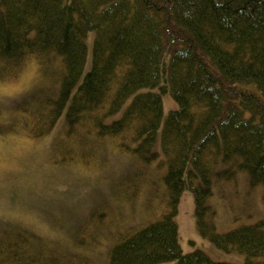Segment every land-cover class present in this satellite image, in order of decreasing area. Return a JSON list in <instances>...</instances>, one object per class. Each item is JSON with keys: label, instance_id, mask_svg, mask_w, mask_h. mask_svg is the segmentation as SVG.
Instances as JSON below:
<instances>
[{"label": "trees", "instance_id": "obj_1", "mask_svg": "<svg viewBox=\"0 0 264 264\" xmlns=\"http://www.w3.org/2000/svg\"><path fill=\"white\" fill-rule=\"evenodd\" d=\"M33 59L57 82L35 102L31 137L64 117L68 135L165 167L160 218L122 236L109 264H236L182 252L176 215L187 184L201 234L244 254L243 264H264V218L219 232L208 203L216 183L238 175L264 189V0H0V79ZM159 85L178 105L160 134ZM0 253L25 264L13 245Z\"/></svg>", "mask_w": 264, "mask_h": 264}, {"label": "rangeland", "instance_id": "obj_2", "mask_svg": "<svg viewBox=\"0 0 264 264\" xmlns=\"http://www.w3.org/2000/svg\"><path fill=\"white\" fill-rule=\"evenodd\" d=\"M94 36L89 33L85 40L80 81L92 66ZM0 81L15 86L0 94V252L13 245L26 252L25 264H109L110 250L122 236L160 218L167 197L161 179L165 167L142 164L118 151L112 141L94 143L86 134L68 135L64 117L50 132L31 137L27 126L35 102L57 82L52 74H43L35 59L15 77ZM159 88L152 91L163 101L160 134L166 117L178 105L169 90ZM263 190L261 185L252 187L245 174L216 183L208 203L217 231L263 219ZM176 221L184 254L200 249L216 261L245 262L244 254L226 252L201 234L188 184ZM0 264H5L2 253Z\"/></svg>", "mask_w": 264, "mask_h": 264}, {"label": "snow or ice", "instance_id": "obj_3", "mask_svg": "<svg viewBox=\"0 0 264 264\" xmlns=\"http://www.w3.org/2000/svg\"><path fill=\"white\" fill-rule=\"evenodd\" d=\"M23 84V81H21V86ZM5 87H15L14 85H6L5 82L3 81H0V94H3L4 93V89ZM11 94V93H9Z\"/></svg>", "mask_w": 264, "mask_h": 264}]
</instances>
